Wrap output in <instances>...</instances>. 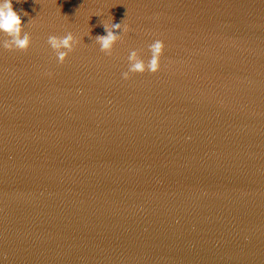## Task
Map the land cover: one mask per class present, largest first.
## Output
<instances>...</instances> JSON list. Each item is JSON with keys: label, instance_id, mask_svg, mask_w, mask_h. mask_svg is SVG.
<instances>
[{"label": "water", "instance_id": "water-1", "mask_svg": "<svg viewBox=\"0 0 264 264\" xmlns=\"http://www.w3.org/2000/svg\"><path fill=\"white\" fill-rule=\"evenodd\" d=\"M12 7L31 39L0 32V264H264V0ZM157 39L159 70L124 79Z\"/></svg>", "mask_w": 264, "mask_h": 264}, {"label": "clouds", "instance_id": "clouds-1", "mask_svg": "<svg viewBox=\"0 0 264 264\" xmlns=\"http://www.w3.org/2000/svg\"><path fill=\"white\" fill-rule=\"evenodd\" d=\"M24 15H27L25 12ZM112 19V17H111ZM106 35H97L95 41L100 46V51L106 55L112 54L113 45L117 40L122 39L121 32L127 33L129 26L120 23H112L107 25L103 23ZM23 24L20 15L13 10L12 0H0V32L6 34V38L2 42V47L6 50H27L30 45V34L23 32ZM79 41L74 37L72 32H67L63 36L49 35L47 43L55 52L58 63H63L65 57L73 51L74 45ZM164 43L162 40H154L148 45L151 53L150 59L146 62L139 54V50H130L127 60L128 69L122 73L124 79H128L130 73L148 71L155 73L159 70V58L163 54Z\"/></svg>", "mask_w": 264, "mask_h": 264}]
</instances>
